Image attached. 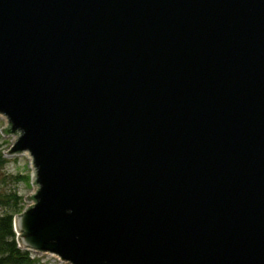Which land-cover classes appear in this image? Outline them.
Segmentation results:
<instances>
[{"label": "water", "instance_id": "water-1", "mask_svg": "<svg viewBox=\"0 0 264 264\" xmlns=\"http://www.w3.org/2000/svg\"><path fill=\"white\" fill-rule=\"evenodd\" d=\"M23 250L264 264V0H0Z\"/></svg>", "mask_w": 264, "mask_h": 264}, {"label": "rangeland", "instance_id": "rangeland-1", "mask_svg": "<svg viewBox=\"0 0 264 264\" xmlns=\"http://www.w3.org/2000/svg\"><path fill=\"white\" fill-rule=\"evenodd\" d=\"M8 128L7 119L0 115V159L5 161V165L0 169V195H16L20 198L18 202L11 201L9 204H0V213L17 214L22 213L31 205L28 200L36 191L33 177V166L27 153L6 154L11 150L17 140V135L6 134L3 130ZM15 177H25L16 180ZM31 256L37 259V264H67L58 256L29 251Z\"/></svg>", "mask_w": 264, "mask_h": 264}, {"label": "trees", "instance_id": "trees-1", "mask_svg": "<svg viewBox=\"0 0 264 264\" xmlns=\"http://www.w3.org/2000/svg\"><path fill=\"white\" fill-rule=\"evenodd\" d=\"M5 161L0 159V169ZM25 177H15L20 180ZM20 198L16 195H0V204L6 205L11 201L18 202ZM17 212L16 215L20 214ZM15 214L0 213V264H37L39 261L31 256L27 250L19 247L18 237L14 231Z\"/></svg>", "mask_w": 264, "mask_h": 264}]
</instances>
